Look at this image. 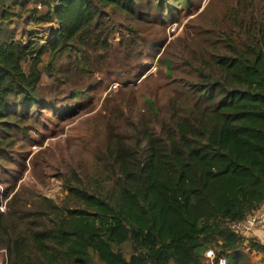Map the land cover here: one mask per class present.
Segmentation results:
<instances>
[{"label": "trees", "instance_id": "obj_1", "mask_svg": "<svg viewBox=\"0 0 264 264\" xmlns=\"http://www.w3.org/2000/svg\"><path fill=\"white\" fill-rule=\"evenodd\" d=\"M219 5L160 50L149 25L191 14V0H0V174L18 167L8 152L30 112L62 101L54 89L74 101L94 75L137 77L153 59L157 77L125 130L90 131L86 172L67 174L57 201L4 185L6 264H208L206 248L251 264L250 251L264 254L230 228L264 202V0ZM22 14L54 23L46 45L14 38Z\"/></svg>", "mask_w": 264, "mask_h": 264}, {"label": "rangeland", "instance_id": "obj_2", "mask_svg": "<svg viewBox=\"0 0 264 264\" xmlns=\"http://www.w3.org/2000/svg\"><path fill=\"white\" fill-rule=\"evenodd\" d=\"M191 1V14L176 11L163 27L149 25L148 41L157 40L154 43L160 45L159 49L162 50L202 8L206 6L198 20L209 18L220 7V0ZM11 10L15 11L13 7ZM9 28L15 39H20L23 43L31 40L42 47L50 41L54 23L33 24L27 14H22L18 19L12 18ZM145 45L143 52L149 55L155 46L150 49L147 43ZM154 63L155 59L137 77L134 73L129 78L109 81L96 74L87 81L91 84L87 95L77 97L74 101H63L68 93L64 89H58L60 93H57L54 91L57 89H54L52 96L59 94L62 99L56 103L48 102V106L54 107L55 111L52 112L53 108L44 110L38 117H35L36 111L30 112L25 121L27 135L23 137L18 131V144L8 152L10 161L15 162L18 167L3 163L5 170L12 173L0 174V202L4 185H12L11 193L17 189L26 195L32 189L41 196L57 201L62 195L61 186L66 175L73 172L81 176L86 172V159L93 149H89L87 153L83 149L84 141L89 142L93 135L101 133L106 123L113 128L125 130L129 119L134 118L136 112H143L141 97L148 94L157 81L156 76H148L155 72ZM66 106L71 107L72 111L63 116L61 111ZM15 169L17 171L14 173ZM70 169L72 170L69 172ZM123 246L126 255L129 250ZM0 264H6V252L2 248Z\"/></svg>", "mask_w": 264, "mask_h": 264}, {"label": "built area", "instance_id": "obj_3", "mask_svg": "<svg viewBox=\"0 0 264 264\" xmlns=\"http://www.w3.org/2000/svg\"><path fill=\"white\" fill-rule=\"evenodd\" d=\"M261 206H264V202ZM256 211L247 215L242 220L233 222L230 225L231 230L238 231L246 235L249 234L251 232L252 227L255 225V222H256ZM203 256L207 260L208 264H225L224 257L222 256L216 257L213 249L211 248H206L203 252Z\"/></svg>", "mask_w": 264, "mask_h": 264}, {"label": "crops", "instance_id": "obj_4", "mask_svg": "<svg viewBox=\"0 0 264 264\" xmlns=\"http://www.w3.org/2000/svg\"><path fill=\"white\" fill-rule=\"evenodd\" d=\"M245 236L251 237L264 245V206L256 211L255 225L252 227L251 232ZM248 257L251 264H264V254L260 251H250Z\"/></svg>", "mask_w": 264, "mask_h": 264}]
</instances>
